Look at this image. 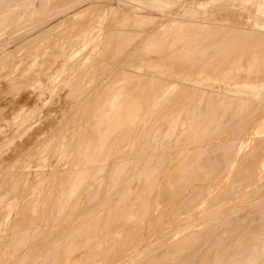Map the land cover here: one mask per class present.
Masks as SVG:
<instances>
[{
	"label": "rangeland",
	"instance_id": "rangeland-1",
	"mask_svg": "<svg viewBox=\"0 0 264 264\" xmlns=\"http://www.w3.org/2000/svg\"><path fill=\"white\" fill-rule=\"evenodd\" d=\"M255 1L0 0V264H264Z\"/></svg>",
	"mask_w": 264,
	"mask_h": 264
},
{
	"label": "bare ground",
	"instance_id": "bare-ground-1",
	"mask_svg": "<svg viewBox=\"0 0 264 264\" xmlns=\"http://www.w3.org/2000/svg\"><path fill=\"white\" fill-rule=\"evenodd\" d=\"M245 1H246V2H248V1H252V2H253V1H255V0H245ZM253 3L255 4L256 1L253 2ZM163 4H164V3H163ZM165 4H166V3H165ZM168 5H169V3H168ZM158 7H159V6H158ZM162 7H164V5H163ZM162 7H159V8H162ZM167 7H168V6H167ZM115 10H116V9H115ZM117 11H118V10H117ZM112 13H113V12H112ZM115 13H116V11L114 12V14H115ZM116 14H118V12H117ZM116 14H115V15H116ZM137 18H138V16H137ZM138 19H139V18H138ZM145 20H147V18H146ZM147 21H149V20H147ZM143 22H144V21H143ZM175 23H176V22H175ZM178 24H179V23H178ZM175 25H176V24H175ZM161 29H162V28H161ZM161 29H160V30H161ZM162 30H163V29H162ZM162 30H161V31H162ZM223 35H224V34H223ZM117 36H118V35H117ZM227 36H228V35H227ZM225 37H226V36H225ZM95 42H96V41H95ZM97 44H98V42H97ZM93 50H94V49H93ZM87 55H88V54H87ZM83 57H84V56H83ZM81 62H82V61H81ZM80 66H81V65H80ZM127 104H128V103H127ZM136 107H137V106H136ZM111 121H112V120H111ZM110 123H111V122H110ZM116 125H117V124H116ZM80 131H82V129H81ZM113 131H114V130H113ZM141 131H142V130H141ZM143 131H144V130H143ZM82 132H83V131H82ZM115 132H116V131H115ZM130 135H131V131L129 132V134H128L127 136L129 137ZM125 137H126V136H125ZM123 138H124V137H123ZM124 139H125V138H124ZM124 139H123V140H124ZM253 139H255V138H250L251 141H253ZM100 140H103V138L100 139ZM123 140H122V141H123ZM123 142H124V141H123ZM125 143H126V141H125ZM250 144H251V143L249 142V145H250ZM126 145H127V143L125 144V146H126ZM163 147H164V146H163ZM65 151H66V156H68V155H69V156H72V155H71V152H69V151H67V150H65ZM77 153H78V152H76V154H77ZM73 155H74V153H73ZM162 190H163V191H167V190H168V184H167V183L164 182V184H163V189H162ZM161 192H162V191H161ZM161 194H162V193H161ZM161 196H162V195H161ZM165 197H166V195H165ZM69 199H70V198H69ZM69 199H68V200H69ZM165 200H167V198H166ZM68 202H69V201H67V202H65V203L67 204ZM10 210H11V209H10ZM58 210H59V209H58ZM243 210H245V209H243ZM243 210H242V211H243ZM9 212H10V211H9ZM251 212H252V211H251ZM253 212H254V211H253ZM237 213H238V212H237ZM251 214H252V213H251ZM237 215H238V214H237ZM9 217H10V216H9ZM243 218H244V216H243ZM235 219H236V218H235ZM246 219H247V218H246ZM246 219H245V220H246ZM247 220H248V219H247ZM245 223H246V222H245ZM254 223H256V222H254ZM259 223H260V222H259ZM263 224H264V223H263ZM255 225H256L257 227L259 226V225H257V224H255ZM248 226H249V224H248ZM251 226H252V225H251ZM236 227H237V226H236ZM238 227H240V225H239ZM238 227H237V228H238ZM259 227H261V225H260ZM262 227H264V226H262ZM254 228H255V227H254ZM242 229H243V228H242ZM263 229H264V228H263ZM263 229H262V230H263ZM234 230H235V229H234ZM250 230H251V229H250ZM256 230H258V229H256ZM238 231H239V230H238ZM238 231H237V232H238ZM254 231H255V230H254ZM33 232H34V231H33ZM233 232H235V231H233ZM251 232H252V231H251ZM263 232H264V231H263ZM195 233H196V232H195ZM257 233H258V232H257ZM189 234H190V233H189ZM196 234H197V233H196ZM254 234H255V233H254ZM259 234H260V232H259ZM259 234H257V235H259ZM224 235H225V234H224ZM241 235H242V234H241ZM192 236H193V234H192ZM232 236H234V235H232ZM232 236H231V237H232ZM261 236H262V235H261ZM261 236H260V237H261ZM151 237H152V236H151ZM189 237H190V236H189ZM229 237H230V236H229ZM235 237H236V236H235ZM235 237H234V238H235ZM237 237H239V236H237ZM243 237H244V236L242 235V238H243ZM247 237L249 238V235H248ZM227 238H228V237H227ZM232 238H233V237H232ZM234 238H233V239H234ZM251 238L253 239V237H251ZM256 238H257V237H256ZM263 238H264V237H263ZM92 239H93V238H92ZM144 239H145V238H144ZM185 239H186V238H185ZM229 239H230V238H229ZM245 239H246V238H245ZM245 239H244V240H245ZM249 239H250V238H249ZM257 240H258V239H257ZM89 241H90V240H89ZM185 241H186V240H185ZM246 241H247V240H246ZM252 241H253V240H252ZM252 241H251V242H252ZM90 242H91V241H90ZM248 242H250V241H248ZM257 242H258V241H257ZM262 242H264V241H262ZM68 243H69V242H68ZM246 243H247V242H246ZM254 243H255V242H254ZM58 244H59V242H58ZM227 244H228V242H227ZM237 244H238V243H237ZM255 244H256V243H255ZM69 245H70V244H69ZM251 245H252V243H251L249 246H251ZM67 246H68V245H67ZM67 246H66V247H67ZM230 246H231V245H230ZM257 246H258V245H257ZM260 246H261V245H260ZM262 246H263V245H262ZM66 247H65V249H66ZM69 247H71V246H68L67 248L69 249ZM234 247H235V246H234ZM246 247H247V246H246ZM251 247H252V246H251ZM251 247H250V248H251ZM258 247H259V246H258ZM263 247H264V246H263ZM227 248H228V247H227ZM247 248H248V247H247ZM77 249H78V248H77ZM240 249H241V248H240ZM245 249H246V248H245ZM251 249H252V248H251ZM65 251H67V250H65ZM65 251H64V252H65ZM71 251H72V250H71ZM229 251H230V250H229ZM233 251H235V250H233ZM252 251H253V250H252ZM69 252H70V250H69ZM230 252H231V251H230ZM256 252H257V251H256ZM227 253H228V252H227ZM235 253H236V252H235ZM239 253H240V252H239ZM246 253H247V252H246ZM236 254H237V253H236ZM241 254H242V253H241ZM65 255H66V254H65ZM230 255H231V254H230ZM230 255H229V256H230ZM233 255H234V254H233ZM239 255H240V254H239ZM253 255H254V253H253ZM255 255H256V254H255ZM229 256H228V257H229ZM231 257H233V256H231ZM241 257H244V256L242 255ZM248 257H249V255H248ZM245 258H246V257H245ZM257 258H258V257H257ZM260 258H261V257H260ZM228 259H229V258H228ZM239 259H240V258H239ZM239 259H238V260H239ZM249 260H251V259H249ZM252 260H253V259H252ZM258 260H259V259H258ZM262 260H263V259H262ZM172 261H173V260H172ZM241 261H242V260H241ZM239 262H240V261H239ZM246 262L249 263V261H246ZM256 262H257V261H256ZM231 263H232V262H231ZM236 263H237V262H236ZM237 264H238V263H237ZM240 264H241V263H240ZM245 264H246V263H245Z\"/></svg>",
	"mask_w": 264,
	"mask_h": 264
},
{
	"label": "crops",
	"instance_id": "crops-1",
	"mask_svg": "<svg viewBox=\"0 0 264 264\" xmlns=\"http://www.w3.org/2000/svg\"><path fill=\"white\" fill-rule=\"evenodd\" d=\"M26 105H22L19 109H18V111L14 114V116L16 115V114H25V113H29L30 111H32L33 110V108H30L29 110L25 107ZM14 116H13V118H14ZM13 118H12V120H13ZM2 129L0 128V131H1ZM11 140V139H10Z\"/></svg>",
	"mask_w": 264,
	"mask_h": 264
}]
</instances>
